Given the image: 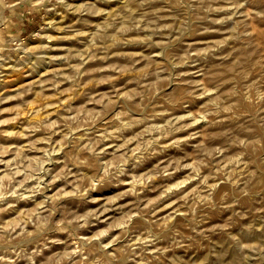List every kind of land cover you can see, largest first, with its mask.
<instances>
[{
  "label": "rangeland",
  "instance_id": "obj_1",
  "mask_svg": "<svg viewBox=\"0 0 264 264\" xmlns=\"http://www.w3.org/2000/svg\"><path fill=\"white\" fill-rule=\"evenodd\" d=\"M0 264H264V0H0Z\"/></svg>",
  "mask_w": 264,
  "mask_h": 264
},
{
  "label": "bare ground",
  "instance_id": "obj_2",
  "mask_svg": "<svg viewBox=\"0 0 264 264\" xmlns=\"http://www.w3.org/2000/svg\"><path fill=\"white\" fill-rule=\"evenodd\" d=\"M49 25V24H48ZM34 65V64H33Z\"/></svg>",
  "mask_w": 264,
  "mask_h": 264
}]
</instances>
